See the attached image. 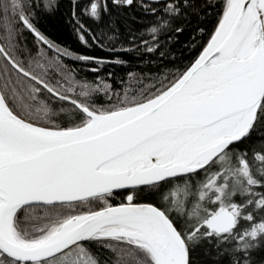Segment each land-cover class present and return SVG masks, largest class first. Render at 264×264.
<instances>
[{"label": "snow or ice", "instance_id": "obj_1", "mask_svg": "<svg viewBox=\"0 0 264 264\" xmlns=\"http://www.w3.org/2000/svg\"><path fill=\"white\" fill-rule=\"evenodd\" d=\"M62 8L0 0V264H264V0Z\"/></svg>", "mask_w": 264, "mask_h": 264}, {"label": "trees", "instance_id": "obj_2", "mask_svg": "<svg viewBox=\"0 0 264 264\" xmlns=\"http://www.w3.org/2000/svg\"><path fill=\"white\" fill-rule=\"evenodd\" d=\"M68 0H63V8L64 12L67 11ZM49 28L55 32L57 35L61 36L64 39H67V26L63 23V19L60 17L53 18L48 22ZM75 46V45H74ZM103 55V54H102ZM117 71H124L123 69H117ZM89 78H92V75L89 74Z\"/></svg>", "mask_w": 264, "mask_h": 264}]
</instances>
